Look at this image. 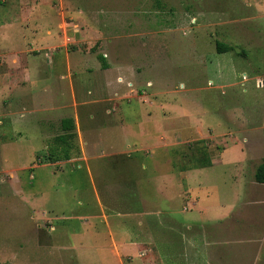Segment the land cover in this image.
<instances>
[{
  "label": "rangeland",
  "instance_id": "374dc122",
  "mask_svg": "<svg viewBox=\"0 0 264 264\" xmlns=\"http://www.w3.org/2000/svg\"><path fill=\"white\" fill-rule=\"evenodd\" d=\"M65 1L71 3L62 8L55 0L35 11L30 0H0V23L48 11L58 31L61 11L78 23L87 16L82 26L105 31L93 49L106 47L107 60L132 63L142 84L134 89L143 96L119 101L113 114L118 97H131L124 87L118 97L79 106L82 137L74 140L71 156L82 152V138L84 147L91 142V157L52 163L64 152L55 140L63 133L58 116L37 126L30 114L22 122L4 115L18 102L9 86L0 85V264H22L21 255L30 260L26 264H264V184L254 178L264 157V0ZM100 11L98 23L92 17ZM29 30L1 47L29 48ZM128 32L136 35L126 38ZM217 41L235 49L219 52ZM65 51H26L19 58L41 86L47 71L52 82L62 74L69 81ZM10 62L0 50V79ZM84 62L101 67L96 55ZM146 111L172 131L162 140L165 147L145 149L141 135L106 124V116L121 115L133 124ZM199 139L214 163L186 174L180 165ZM114 145L132 148L107 155ZM87 222L98 230L95 262L81 256V248L62 262L47 257L49 243L73 244L59 232L61 225L77 232ZM113 236L122 242L119 251L128 253L122 260L110 248ZM72 239L78 244L82 234Z\"/></svg>",
  "mask_w": 264,
  "mask_h": 264
},
{
  "label": "crops",
  "instance_id": "0c3cea01",
  "mask_svg": "<svg viewBox=\"0 0 264 264\" xmlns=\"http://www.w3.org/2000/svg\"><path fill=\"white\" fill-rule=\"evenodd\" d=\"M3 2H6L7 0H2ZM13 2V0H9V2ZM17 1V0H14ZM19 1V0H18ZM27 0H20V2H26ZM33 7L36 10H38L39 6H45L48 3L54 4L55 0H30ZM59 5L66 6L68 3H71V1H65V0H58ZM61 11V9H60ZM62 16L59 19L58 24V31L55 30L54 26L51 25V19L52 16L47 11L44 14H30V15H22V14H14L10 15L8 19L3 20V22L0 23V50L3 53V55H8L11 59V62L9 65L5 64L4 67L6 69H9L8 72H5V74L2 76V83L0 85L8 87V94L13 93L15 96V99L18 102L16 110H5L4 115L14 114V116L17 115V117L21 118L20 122H22V119L25 118L27 114H30L31 118H35L36 122L35 125L38 126L39 123L43 124H50L53 120L54 116H58L60 124H62V120L65 118H73L75 123V131L79 137H82V131H81V119H80V113H79V106L81 105H87V103H95V102H102L109 99H113L116 95L119 96V89L123 88L124 92H128L131 97L129 99H119L115 100L113 105V111L112 114L118 110L119 103L121 101L125 102H131L132 98H139L142 100V97H140L142 94H137L136 89H134V85H142L140 84V76H137L135 74V69L133 68V64L129 62L121 61L120 63L109 61L107 60V49L106 47L99 48L97 50L93 49V46L97 43V40H99V37L104 36L105 31L102 32L101 30L90 27L82 26V24L87 23L86 17L83 19H80V23L76 22L75 19H71L70 21L65 16V10L61 11ZM101 13V14H100ZM102 11L96 12L95 16L92 17L95 19L98 23L103 22L102 19ZM89 17V16H88ZM74 18V17H73ZM91 21V18H90ZM105 21V20H104ZM82 22V23H81ZM29 28L30 32L32 33V41L29 42V48H13L12 50L2 48L1 46H6V44H12L16 39L20 36L24 37V31L25 28ZM89 28V29H88ZM24 30V31H23ZM70 33L72 36H70ZM97 34V35H96ZM136 35L135 32H128L126 34V38H132ZM98 37V38H97ZM97 39V40H95ZM103 37V44L106 42ZM70 42H73V46L71 49L68 47V44ZM65 48V56L67 60V69L69 70V81H64V75H60L62 79H59L56 82H52V80L49 78L50 73L47 71L46 73H43L42 77L45 78L43 85H37L36 82H33L31 78V68L29 69V63L28 61L24 62V60H21L20 54L23 52H38L40 50L44 49H54V48ZM100 60L101 67H96L95 65H89V63H86L84 61H87L90 58H94V56ZM101 56L105 57V65L103 64V61L101 59ZM112 60V59H111ZM52 63H54V60H52ZM54 65V64H52ZM12 69H16L12 70ZM12 70L14 74L10 72ZM141 70V69H140ZM138 70V71H140ZM9 74V75H8ZM81 76V77H80ZM80 78H83L81 81ZM127 82V84H126ZM151 80L147 81V84L150 83ZM130 85V87L128 86ZM35 86V88H34ZM132 86V87H131ZM37 88V90H35ZM150 96L152 97L150 91H148ZM158 92H153L154 96ZM93 95V96H91ZM114 95V96H113ZM143 96V95H142ZM45 99L46 102H43L42 100ZM43 102L39 103V102ZM120 101V102H119ZM144 101V100H143ZM151 101V100H150ZM149 101V104H150ZM6 101H4V105ZM16 102V104H17ZM145 102V101H144ZM151 103H153L151 101ZM64 111L69 112L68 114ZM71 111V112H70ZM106 113L108 110L105 111ZM105 113V114H106ZM25 114V115H24ZM107 115V114H106ZM145 116V117H144ZM7 118V117H6ZM90 118H95V116H91ZM112 116H109V119L106 116V124L108 126H114L115 129L123 128L124 131H127L129 128V131L134 134L141 135L139 141L143 145V147L151 148V147H165L167 143L163 142L162 140H166V134L167 131L164 121L158 120L156 121L153 117L150 111H146L144 115L139 116V120L135 123H126L123 116H116L115 119H111ZM163 122V124H162ZM62 128V125H61ZM97 132L96 129H92ZM84 133L83 135H86ZM143 137V138H142ZM102 138H100V144ZM83 139L79 138V141L77 142L78 145V153L80 151V155L77 157L71 156L69 158H63L58 161H52V163H61L69 160H74L77 158H82L85 160L90 159L89 155V148H91V142L86 144V147L83 145ZM140 144V145H141ZM137 145V144H136ZM141 145V146H142ZM129 148H123V147H117L113 146L111 149H109L110 152L107 153V155L110 156H118L119 154H123L124 152L128 151L130 148V145H127ZM102 149V146L99 147ZM104 149V148H103ZM128 155V153H127ZM125 166L127 169L128 162L124 160ZM123 162V164H124ZM214 163V161L212 160ZM212 163V165H213ZM211 165V166H212ZM210 167V166H208ZM208 167H202V168H194L188 170L186 174L189 172H193L194 170L198 169H204ZM115 168L118 170V172L122 171V166H115ZM126 173L128 170L125 171ZM125 173V174H126ZM187 176V175H186ZM181 178V177H179ZM185 178L187 181L191 177H182ZM154 179L157 180H171V182H176L177 177H154ZM171 184L170 181H167ZM259 182L255 183L258 184ZM167 184H164L162 187H166ZM264 184V183H259ZM261 201V200H260ZM259 201V202H260ZM261 204H264L263 201H261ZM97 216V215H96ZM95 215H84L82 217H96ZM88 224H85L81 226L80 230L77 232H72L71 227L69 225H61L59 232L63 233L66 232L69 241L73 244L69 245H62L59 243H49L47 245V257L51 258L52 260L62 262L63 260H68V253L71 251H74L75 256H78L77 250L80 252V248L82 249V255L85 259L91 262H95L97 260L96 256V247H97V239H94V237L98 234V230L95 229V225L91 222H87ZM55 228V226H54ZM68 232V233H67ZM58 234V233H56ZM76 234H82V240L76 244L74 242V239H72L73 236ZM83 234L86 236V238H83ZM250 242V241H249ZM122 244V242L117 241L113 236V242L110 245L111 250L113 253L118 257V260H122V254L128 255L126 253L125 248H123V251H119V244ZM65 252L64 255H60V252ZM125 251V252H124ZM46 257V255H45ZM60 258V259H59ZM22 264L30 263V260H28L26 257L23 258L21 255ZM46 261V260H45ZM242 263L243 261L240 260ZM32 262V261H31ZM32 264H35V262H32Z\"/></svg>",
  "mask_w": 264,
  "mask_h": 264
},
{
  "label": "trees",
  "instance_id": "16d2710c",
  "mask_svg": "<svg viewBox=\"0 0 264 264\" xmlns=\"http://www.w3.org/2000/svg\"><path fill=\"white\" fill-rule=\"evenodd\" d=\"M216 48L219 52L235 49L232 45L223 43L221 41L216 42ZM101 59L103 61L104 66H106L105 57L101 56ZM61 125L63 133L57 135V137H55V140L58 144H64V152L61 150V153H63L62 156L58 155L54 161H58L63 158H69L72 149L75 148L74 140L77 137V133L75 131V123L73 118L68 117L63 119ZM205 142L206 141L204 139L197 140L196 143H194L195 149L193 151L191 150V152L189 153H185V155L188 157V163H182V165H180V170L185 171L193 168H202L212 165V157L209 151L207 150ZM254 178L257 182L264 183V157L255 170Z\"/></svg>",
  "mask_w": 264,
  "mask_h": 264
}]
</instances>
